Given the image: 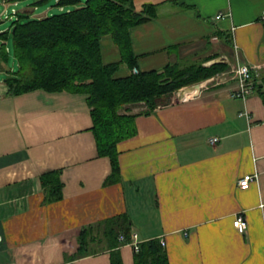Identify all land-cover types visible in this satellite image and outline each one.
<instances>
[{"label": "crops", "instance_id": "1", "mask_svg": "<svg viewBox=\"0 0 264 264\" xmlns=\"http://www.w3.org/2000/svg\"><path fill=\"white\" fill-rule=\"evenodd\" d=\"M133 4L137 12L154 5L157 14L130 29L141 71L208 67L222 57L223 73L237 57L254 68L256 87L245 100L234 98L236 80L214 76L138 115L136 134L117 144L122 180L104 185L110 160L98 155L86 96L42 89L10 95L3 80L0 264H110L108 251L70 261L69 244L82 229L123 213L138 242L164 241L169 264H264V0ZM100 51L104 64L120 60L110 35ZM129 75L120 64L115 77ZM54 170L62 199L45 203L40 176ZM247 174L256 178L241 189ZM238 214L244 233L232 225ZM119 251L123 264H134L129 244Z\"/></svg>", "mask_w": 264, "mask_h": 264}, {"label": "trees", "instance_id": "2", "mask_svg": "<svg viewBox=\"0 0 264 264\" xmlns=\"http://www.w3.org/2000/svg\"><path fill=\"white\" fill-rule=\"evenodd\" d=\"M45 1L39 0L38 4ZM55 5L62 8L60 13L40 18L23 13L11 31L1 34L7 37L10 31L18 65L15 72L7 69V93L17 95L42 89L85 95L98 155L110 160L111 172L104 185L117 184L122 180L117 144L136 134L135 118L168 104L175 91L225 71L227 64L181 67L170 63L161 70L143 72L132 50L130 29L155 18L156 6L146 5L137 12L133 0H57ZM105 35H110L118 48V62H102L100 41ZM8 61L9 54L1 50L0 67ZM120 64L129 68V76L115 77ZM253 79L256 87L257 76ZM139 104L144 109L131 113ZM60 174L54 170L40 176L45 203L62 199ZM131 226L129 215L123 213L82 229L69 244V260L108 251L110 264H123L119 248L126 243L118 237L122 234L128 241ZM133 262L169 264L159 239L140 242Z\"/></svg>", "mask_w": 264, "mask_h": 264}, {"label": "built area", "instance_id": "3", "mask_svg": "<svg viewBox=\"0 0 264 264\" xmlns=\"http://www.w3.org/2000/svg\"><path fill=\"white\" fill-rule=\"evenodd\" d=\"M13 16H17V12L15 10H12V14L10 16H6V17L9 20H11L13 18ZM261 16H262V18H264V11H262ZM220 17H221V14L217 15L216 19H219ZM227 74L231 75V78L236 80V82H237V89L232 92V94H231L232 97L245 100L246 97L250 93H252V91L254 90V87H255V82L253 79V77L255 75L254 68L249 66V65L241 64L236 57L235 65H233L226 72L219 73V74L215 75V78L218 80L219 77L225 76ZM200 86H202V85H200ZM195 91H197V90H195ZM179 95H180V93L178 91H175L171 95V97H175V96H179ZM241 115L247 116L246 113H241ZM217 141H218L217 138H210L208 140V142L210 144H215ZM255 178H256L255 174L244 175L242 178H240L238 180L239 188L247 189L249 187L251 181H253ZM232 225H233L234 229L236 231H238L239 233H244L247 230V223H246V220L242 214H238L234 217V219L232 221ZM118 239L121 242H125L126 244H129L134 251L138 250V246H139L140 242L137 241V235L135 233L130 234L128 241H126L125 236L122 234L119 235ZM0 241H1V238H0ZM160 243L162 246H164V244H165L163 240H161Z\"/></svg>", "mask_w": 264, "mask_h": 264}, {"label": "rangeland", "instance_id": "4", "mask_svg": "<svg viewBox=\"0 0 264 264\" xmlns=\"http://www.w3.org/2000/svg\"><path fill=\"white\" fill-rule=\"evenodd\" d=\"M38 1L39 0H0V33H4L7 30L11 31L14 21L16 19L18 20L25 10L31 11L30 14H28L31 18H38V16L41 15L50 16L62 11L55 5L57 0H46L39 4ZM12 10L17 12V16H13V18L9 20L6 16H10ZM24 20L25 19H21L22 22ZM10 31L7 37L0 35V51L7 48L9 54L8 63L5 65L3 64V68L0 67V83L6 78L7 69H13V72L18 69L17 61L13 56V42Z\"/></svg>", "mask_w": 264, "mask_h": 264}, {"label": "water", "instance_id": "5", "mask_svg": "<svg viewBox=\"0 0 264 264\" xmlns=\"http://www.w3.org/2000/svg\"><path fill=\"white\" fill-rule=\"evenodd\" d=\"M5 33V32H4ZM1 34H3V33H0V35ZM220 63V62H225L224 61V59L221 57V58H219V59H217L216 61H213L212 62V64H215V63ZM211 64V65H212ZM199 88H200V85L199 84H195V85H193V86H190V87H185V88H183V89H181V90H178V92L180 93V94H185V93H188V92H192V91H195V90H199Z\"/></svg>", "mask_w": 264, "mask_h": 264}]
</instances>
